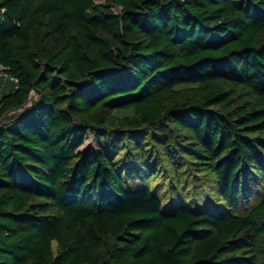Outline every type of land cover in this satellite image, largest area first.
I'll return each mask as SVG.
<instances>
[{"label": "trees", "instance_id": "obj_1", "mask_svg": "<svg viewBox=\"0 0 264 264\" xmlns=\"http://www.w3.org/2000/svg\"><path fill=\"white\" fill-rule=\"evenodd\" d=\"M0 66V264H264V0H0Z\"/></svg>", "mask_w": 264, "mask_h": 264}, {"label": "rangeland", "instance_id": "obj_2", "mask_svg": "<svg viewBox=\"0 0 264 264\" xmlns=\"http://www.w3.org/2000/svg\"><path fill=\"white\" fill-rule=\"evenodd\" d=\"M95 1L99 3L108 2V0H95ZM113 8L116 11H119V8L117 6L113 5ZM17 112L18 111H12L8 114V116H12ZM97 146L98 143L95 136L91 133H88L87 139L83 144V146L80 148V150H89L90 148H96ZM121 155L122 153L117 155L116 158L120 159ZM162 167L165 168L167 166L162 165ZM180 178H181L180 185L179 187H177L178 189H174V190H171L172 189L171 184L172 185L175 184V178L173 177L171 171H166L162 175L153 178L150 183L152 186H154L156 183L160 184L159 192L165 202L170 200L173 194H175L176 196L177 195L179 196L180 194V197H182V199L185 200L192 198H198L203 200L206 198V196H210L211 191H213L211 189V186L213 184V177L209 174H205V172L203 171L185 170L180 174ZM257 196L258 195L254 194L248 203L251 205L257 202V200L259 199Z\"/></svg>", "mask_w": 264, "mask_h": 264}, {"label": "built area", "instance_id": "obj_3", "mask_svg": "<svg viewBox=\"0 0 264 264\" xmlns=\"http://www.w3.org/2000/svg\"><path fill=\"white\" fill-rule=\"evenodd\" d=\"M0 76L2 79V83L5 84L8 81L17 83L18 79L12 75H10L8 72L4 71V69L0 66Z\"/></svg>", "mask_w": 264, "mask_h": 264}]
</instances>
